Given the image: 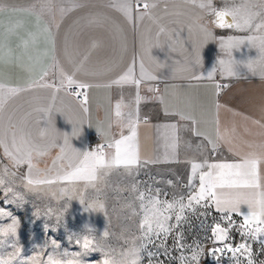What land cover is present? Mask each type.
Returning a JSON list of instances; mask_svg holds the SVG:
<instances>
[{"label":"crops","instance_id":"0c3cea01","mask_svg":"<svg viewBox=\"0 0 264 264\" xmlns=\"http://www.w3.org/2000/svg\"><path fill=\"white\" fill-rule=\"evenodd\" d=\"M38 1L0 0V83L22 89L5 107V130L11 118L43 149V155H33L32 179L55 180L68 170L69 160L75 163L89 152L91 138L109 144L130 134L121 127L129 116L137 122L135 166L151 171L148 178L174 183L187 194L192 163H242L252 154L264 157V72L234 64L226 59L228 53L220 56L217 29L200 6L163 0L127 19L114 6L116 0H81L79 8L71 7L72 0H57L51 12H41ZM61 8L71 10L61 14ZM222 59L226 65L231 62L232 74L219 64ZM141 61L146 76L155 80L142 79L138 86L114 83L129 68L140 79ZM61 68L90 85L86 104L75 103L65 90L67 84L61 85ZM218 83L224 85L221 92ZM40 109L51 111L45 116ZM45 119L52 135L42 142L38 132L47 126ZM113 151L108 147L104 152ZM0 154L27 180V163L17 164L3 146ZM242 173L247 177L249 168ZM258 176L264 186V159ZM208 209L222 227L232 228L227 215L234 227L242 223L241 214L222 213L214 205ZM249 211L241 206L242 214Z\"/></svg>","mask_w":264,"mask_h":264},{"label":"rangeland","instance_id":"374dc122","mask_svg":"<svg viewBox=\"0 0 264 264\" xmlns=\"http://www.w3.org/2000/svg\"><path fill=\"white\" fill-rule=\"evenodd\" d=\"M159 1L163 0H132V16L143 12L146 9L143 8L144 4L149 6ZM186 1L198 6L205 4L201 10L206 20L213 24L217 11L235 8L242 2ZM254 3L257 10L264 8V0H254ZM137 5L140 7L137 8ZM37 6L41 8L42 0L38 1ZM240 25L245 29L221 31L214 24L219 36L220 56L228 53L226 59L246 67L249 61L259 58V51L247 42V38L264 36V11L253 22H240ZM257 26H261L259 30ZM229 38L234 42L244 40L245 43H234L233 48H222V42L227 44ZM252 67L264 72V66L259 62ZM106 158L110 159L111 155L106 153ZM150 172L135 165L125 169L114 166L100 170L97 180L92 184L58 181L53 184L28 185L20 169L11 167L0 154V180L3 181L0 184V209L10 214L0 215V256L18 249L14 264H25L26 261L30 264L31 259L37 256L43 264L49 255H55V258L59 257L68 264L77 255L83 264H101L104 257L113 258L116 264H124L125 254L131 248L139 252L141 264H179L176 257L180 253L174 248V242L177 233H182L181 242L192 246L183 249L185 255H190L196 246L203 248L199 264H235L232 253L222 257L221 253L214 256L210 252L222 246L213 242L212 228L223 222L214 217L208 207L195 206L194 211L186 210V219L173 228L166 241L163 235L150 241L143 238L140 227L144 214L139 198L141 194L145 196V203L156 195L168 201L187 197L183 188L174 183H161L155 177L148 178L146 174ZM62 188L68 189L66 195H61ZM13 219L17 221L15 234L4 235ZM169 223L174 224V219ZM228 235L225 244L233 247L241 242L248 244L255 264H264V237H242L238 226L232 227ZM85 239L90 241L87 249L83 246ZM162 245H166V249ZM237 257L240 264H247L243 255L237 254Z\"/></svg>","mask_w":264,"mask_h":264},{"label":"snow or ice","instance_id":"6c2138e0","mask_svg":"<svg viewBox=\"0 0 264 264\" xmlns=\"http://www.w3.org/2000/svg\"><path fill=\"white\" fill-rule=\"evenodd\" d=\"M53 0H42L41 12L52 11ZM83 3L81 0H72L71 7L79 8L82 7ZM115 7L121 11L127 19H132L133 3L132 0H118ZM205 4H201L200 7H205ZM137 8L140 6L137 5ZM144 8H148V4L143 5ZM71 9L61 8V14H66ZM216 15V25L218 27H227L245 29L242 25L236 22L235 16L228 10L217 11ZM228 17H231L229 21ZM143 19V16L140 17ZM261 26H257L259 30ZM257 41L261 45H264V36L253 37L249 36L247 42L252 46H257ZM234 43H245L244 40L233 41L229 38V42L224 44L222 42V48H233ZM2 49V45H0ZM264 52V49H262ZM264 58V55L261 56ZM4 57L0 55V62H2ZM86 59V57H85ZM257 61H249L247 66L249 68ZM219 64L221 66H226L228 68L229 74H232L234 69L231 67V62L226 65L225 60H220ZM80 69L77 68V71ZM47 75V73H45ZM60 75L63 77L61 80V85L67 84L68 88L73 86L79 87L81 89L85 87H90L84 83L77 82L73 76H68L65 74L64 70L60 69ZM152 79L155 80V76H146V70L143 62L140 63V79H137L134 75L133 68H129L124 74H122L118 80L114 83H130L139 85L142 79ZM42 87H53V85L43 83ZM22 89L20 87L6 86L0 83V146H3L4 152L10 158L14 159L17 164L27 163L29 166V174L27 178L28 185H43V184H53L58 181L74 183L78 181H83L85 183L92 184L97 178L100 170L105 168H111L114 166H125L131 167L138 163L139 154L137 150V122L129 116L127 122L122 124L121 127H127L129 129L128 135L121 134L120 138L115 139L107 145V147L114 149L111 158H106V153L103 147L97 151H89L81 154V158L77 162L73 163L69 160L67 169L63 170L62 173L57 175V178H45V179H32L31 170L34 167L32 164L33 155H43L44 151L39 144L32 138V134L25 127L20 124H13L11 118L8 119L7 131L5 130V107L7 103L17 96ZM59 91V89H56ZM84 95L85 104L87 103V95ZM83 110L88 111L87 107L84 106ZM40 111L48 116L51 109H40ZM115 116L119 119L122 118L121 105L117 103L115 105ZM186 119H193L192 117H184ZM47 121V126L49 120ZM195 122V121H194ZM39 123V121H38ZM43 127V128H46ZM10 132L11 140L9 143L8 133ZM75 134V132H73ZM64 144H68L67 137L64 140ZM174 146V145H173ZM64 147L60 146L61 153L64 152ZM252 159H245L242 163H228V162H215L209 163L205 161L203 163H192L191 164V177L189 180V192L187 197H181L174 199L172 201L161 200L158 195L150 197L145 203L144 194L140 195L141 206L143 208V219L140 225L143 230V238L145 240H151L153 238H159L163 235L165 241L169 236L173 228L179 226L182 221L186 219V210L194 211L195 206L208 207L214 205L216 210L222 213H238L242 215V223L238 226L240 229V234L242 237H249L252 239H259L264 237V186L261 185L258 176V166L264 157H259L252 154ZM248 167L249 174L245 177L242 173V169ZM6 171V169H5ZM198 179V184L195 181ZM2 184V182H0ZM68 193L67 188L61 189V195H66ZM7 202V200L5 201ZM83 202V201H81ZM247 205L249 208V213L247 215L242 214L241 206ZM103 208V204L100 205ZM0 215L10 216L0 209ZM175 221L174 224L169 223L170 221ZM230 223L231 227L235 225L231 224V216H225ZM17 221L12 220L9 227L4 232V235L8 233L15 234ZM230 227H222L220 224H216L212 231V238L214 243H219L222 246L216 247L211 251L215 256L217 253H232V258L235 264H240L237 254L243 255L246 258L247 264H255L252 259L251 248L248 244L241 242L239 245L233 247L231 244H225L224 241L229 239ZM182 233H177L176 240L174 242V248L179 251V256L176 257L179 260V264H199L200 259L203 255V248L196 246L192 248L190 255H185L183 249L186 246L182 242ZM55 244V242H53ZM90 245V241L85 239L83 246L87 249ZM166 249V245H162ZM14 247V246H13ZM58 247V245H56ZM18 249L7 253L6 255L0 256V264H14V258L18 255ZM166 254L167 250H166ZM63 255H67L64 253ZM151 255V253H149ZM29 264V262H25ZM30 264H41L40 258L34 257L31 259ZM43 264H57L55 255H49ZM104 264H108L105 260Z\"/></svg>","mask_w":264,"mask_h":264},{"label":"clouds","instance_id":"9594fccd","mask_svg":"<svg viewBox=\"0 0 264 264\" xmlns=\"http://www.w3.org/2000/svg\"><path fill=\"white\" fill-rule=\"evenodd\" d=\"M228 11H230L235 16V19L238 22L250 23L260 15L261 11H264V8L257 10L254 0H242V2L237 7L229 9ZM255 48L259 51V58L254 61L259 60L260 65L264 66V58H261V56L264 55V52H262L264 45H261L260 42L257 41V46H255ZM51 135V131L48 127L43 128L38 132V137L42 142L48 141L51 138ZM252 158V156L249 157V159ZM0 182L3 183L2 180H0ZM55 259L57 264H68L67 261L62 260L59 257ZM105 260L108 261V264H116L115 260L111 257H104L101 264H104ZM71 264H83V261L81 260V257L77 255L71 259ZM124 264H141L139 252L130 248L125 254Z\"/></svg>","mask_w":264,"mask_h":264},{"label":"built area","instance_id":"2783aa9c","mask_svg":"<svg viewBox=\"0 0 264 264\" xmlns=\"http://www.w3.org/2000/svg\"><path fill=\"white\" fill-rule=\"evenodd\" d=\"M223 89H224V85L222 83H218V85H217L218 92H221ZM65 90L68 93V95H70L73 98L75 103H77L79 105L85 104L84 95H82L81 93L87 95V87L81 89V88L76 87V86H73L71 88H68L66 86ZM107 145L108 144H106V143L99 142L97 139L91 138L89 141L88 150L95 152L98 149H100L101 147H103L104 151H106L108 149Z\"/></svg>","mask_w":264,"mask_h":264},{"label":"bare ground","instance_id":"6f19581e","mask_svg":"<svg viewBox=\"0 0 264 264\" xmlns=\"http://www.w3.org/2000/svg\"><path fill=\"white\" fill-rule=\"evenodd\" d=\"M143 8H144V7H143ZM220 11H225V9H224V10H220ZM228 19H229V21H230V20H231V17H228ZM236 22L240 24V22H238L237 20H236ZM214 24L216 25V16H215V19H214ZM216 27H217L219 30H221V31L233 30V29L236 28L235 26H234L233 28H227V27H218L217 25H216ZM221 255H222V254H221ZM222 257H225V256L222 255Z\"/></svg>","mask_w":264,"mask_h":264},{"label":"water","instance_id":"95a60500","mask_svg":"<svg viewBox=\"0 0 264 264\" xmlns=\"http://www.w3.org/2000/svg\"><path fill=\"white\" fill-rule=\"evenodd\" d=\"M211 250H212V249H211ZM210 252H211V251H210ZM227 253H228V252H224V253H222V255H223V256H226Z\"/></svg>","mask_w":264,"mask_h":264}]
</instances>
